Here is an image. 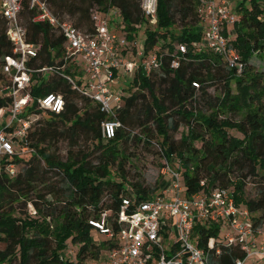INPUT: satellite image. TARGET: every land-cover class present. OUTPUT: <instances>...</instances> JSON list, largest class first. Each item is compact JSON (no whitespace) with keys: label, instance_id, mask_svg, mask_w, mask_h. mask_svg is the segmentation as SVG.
<instances>
[{"label":"trees","instance_id":"obj_1","mask_svg":"<svg viewBox=\"0 0 264 264\" xmlns=\"http://www.w3.org/2000/svg\"><path fill=\"white\" fill-rule=\"evenodd\" d=\"M46 1L54 17L61 21L65 17L70 19L84 33L93 32V10L116 12L112 15L115 19L109 23H114L129 41L137 39V31L145 26V51L151 50L158 39L165 41L162 43L164 50L158 53L162 62L147 75L141 71L134 74L132 85L138 92L123 98L116 109L115 117L120 125L114 138L107 141L101 136V124L106 117L88 96L72 88V84L59 74H31L27 90L33 103L24 108L21 117L42 113L46 117L36 123L32 132L30 126L27 129L22 144L31 150V157L15 158L19 165L16 176L10 178L0 173V244L4 246L0 250V262L94 264L100 261L109 241L97 242L96 238L102 234L89 221L98 219L101 213L111 218L117 214L121 200L133 196L125 186L126 157L118 149L129 141L153 144L162 167L169 165L179 173L187 196L199 190L201 180H206L209 186L231 188L236 205L260 212L258 219L263 222L264 78L251 64L254 56L264 60V8L257 0H250L249 7L241 3L233 11L237 22L233 24L234 37L230 43L245 66L240 76H235L219 56L193 51L203 34V22L196 12L195 0H157L154 27L142 14L141 0ZM21 15L27 20V40L37 47V57L27 65L31 69L53 67L73 78L62 36L47 23H33V12L26 7ZM1 20L0 57L3 63L6 56L12 55V45L0 13ZM179 43L185 44L187 51L178 55V67L171 68L174 45ZM156 76L159 84L165 86L159 91L155 85ZM232 80L236 84L235 93L230 88ZM3 81L10 83L9 78ZM211 83L220 86L218 96L208 93ZM79 87L84 89V86ZM142 91H147L149 101ZM49 93L63 98L59 114L40 110L36 104V99ZM10 103L11 99L0 94V109ZM227 112L239 115L240 119L225 117ZM181 126L187 130L175 138ZM134 127L143 132L134 133ZM229 130H235L242 138L230 136ZM61 141L69 146L65 160L59 154ZM82 141L84 147L79 144ZM236 170L240 174L233 176ZM43 174H53L59 180L46 181ZM249 176L259 178L258 196L245 201L242 198L244 182ZM132 189L137 200L147 199L152 194L133 184ZM14 203L31 205L40 220L26 216L27 212L20 213V208H13ZM47 220H59V235L78 246L76 263L63 260L64 248L55 244ZM219 234L220 227L215 224H198L193 229V237L200 248H206L208 239H217ZM216 249H219L218 255ZM242 258L244 252L239 247L222 244L210 250L209 264H234Z\"/></svg>","mask_w":264,"mask_h":264},{"label":"built area","instance_id":"obj_2","mask_svg":"<svg viewBox=\"0 0 264 264\" xmlns=\"http://www.w3.org/2000/svg\"><path fill=\"white\" fill-rule=\"evenodd\" d=\"M195 4L203 22V34L202 41L195 45L193 51L217 55L235 76L242 75L244 63L228 37V27L237 22V15L224 1L195 0ZM156 6L157 0H141L144 17L156 19ZM25 7L33 12V23H47L62 36L63 49L70 57L68 65L73 66V70L81 69L85 74L83 78H72L53 67L31 69L27 65L37 57V47L28 42L27 30L22 25L21 14ZM0 13L12 45V55L6 56L0 66L2 78H9L10 82L4 84L1 95L11 99L9 105L0 109V117L3 118L0 173L4 172L10 178L16 176L19 165L15 158L20 159V154L31 152L22 144L30 126V117L22 118L21 113L33 103L27 90L32 73L59 74L72 84V88L82 91L106 117L101 124L102 139H113L120 125L115 117L116 109L123 98L109 90L108 81L114 72L121 69L133 70L134 74L141 71L147 75L150 70L159 68L162 60L155 47L145 51L142 46L135 51L137 39L129 41L125 33L112 31L109 20L116 12L110 15L93 10L92 33H84L69 21L54 17L46 0H0ZM124 51L139 58L140 63L126 62ZM185 51V44L174 45L171 68L178 67V55ZM77 57H80V63L76 61ZM102 73L105 74L104 81ZM79 86H84V89ZM36 104L40 110L59 114L64 101L59 94L49 93L36 99ZM162 170L169 178L164 194H151L144 200H137L134 195L123 198L117 214L109 218L107 213H101L98 219L89 221L109 241L104 257L94 264H209L210 250L222 244L237 246L244 252V258L237 259L234 264H244L252 256H264V221L260 222L247 208L236 205L233 189L209 186L206 180H201L199 190L187 196L179 173L169 165ZM198 224H215L225 233L221 236L220 232L217 239H208L206 248H200L193 237L194 226ZM218 253L219 249H216L215 254ZM260 264H264V260Z\"/></svg>","mask_w":264,"mask_h":264},{"label":"rangeland","instance_id":"obj_3","mask_svg":"<svg viewBox=\"0 0 264 264\" xmlns=\"http://www.w3.org/2000/svg\"><path fill=\"white\" fill-rule=\"evenodd\" d=\"M228 2V7L231 9L230 11H234L236 10V6L243 3L244 5H246L247 7H249L251 5V1L250 0H227ZM257 3L260 4L261 7L264 8V0H257ZM113 10L110 11V13L112 14ZM109 13V14H110ZM110 14V15H111ZM66 21H69L70 23L73 24V22L65 17ZM22 25L27 28V20L25 17H22ZM110 21L111 18H110ZM149 25L150 26H156V19H151L148 20ZM3 25V21H0V27ZM144 28L145 26H142L138 31H137V41H136V45H135V51L139 50L142 46H143V42L145 39L144 36ZM233 25H231L230 27H228V37L230 39H232L234 37V29H233ZM178 30V29H177ZM172 40V39H171ZM175 41H172V43H174ZM165 43V41L163 39H158L157 44H155V51L157 53L161 52L162 50H164L163 44ZM76 61L78 63L81 62L80 57L76 58ZM134 61L136 63H140V59L133 56L132 54L130 56H127L126 62H131ZM2 64V58L0 57V65ZM251 64L253 65V69L254 71H257L258 73L262 74V77L264 78V60L259 57V56H254L251 59ZM76 65V64H75ZM70 70H73V66L69 67ZM73 74V76L75 77H81L83 78V76L85 75L84 72L80 69H75L73 70V72L71 73ZM43 76V74L41 75ZM71 76V75H70ZM38 77V76H37ZM36 77V78H37ZM45 77H47V75H45ZM39 78V77H38ZM101 78L102 80H106L105 78V74L102 73L101 74ZM158 78L159 77H154V80H156L157 82L155 83L156 85V89L159 91V89H163L165 86L163 84H159L158 82ZM86 79V78H85ZM134 79V72L133 70L129 71V70H119L112 79H110L108 81V88L109 90L115 94V95H120L122 98H126L128 96H130L133 92H138L136 90V87H134L132 85V81ZM4 81L2 80V77H0V94L2 87H4ZM210 87L208 88V93L211 96H218L219 95V90H220V86H216V84L211 83V85H209ZM230 88L232 93L236 92V84L235 81H231L230 82ZM142 94L145 95L146 100L149 101V95L147 93V91H142ZM140 102V101H139ZM262 104L264 105V97L262 98ZM190 106L187 105V108H189ZM225 117H231L235 120H239L240 116H232L229 114V112H227L225 115ZM43 117H46L45 113L42 114H35V115H31L30 116V130L31 132L37 127L36 123L40 120H42ZM3 118L0 117V122H2ZM134 133H142L143 131L139 128V127H134L132 128ZM186 127L185 126H181L178 130V132L176 134H174L175 138H178L179 135L182 132H186ZM152 132H154V127H152ZM228 134L230 136L235 135L236 137L242 138V135L239 134L238 132H236L235 130H229ZM81 147H84L85 144L82 142L79 143ZM197 147L200 146L199 143L195 144ZM58 148H59V154L60 157L65 160L67 157V151L69 149L68 143L66 141H61L58 144ZM119 150L123 151V154L126 157V164H125V169L124 172L126 173V189L128 192L131 193V195H134L133 193V189H132V184L136 185V186H140L143 188H146L148 190L151 191L152 194H156V195H160V194H164V192L167 190L168 185H169V178L168 176H166L162 170V161L159 157V154L157 153L155 147L153 146V144H145L144 142H140V143H133L132 141L126 142L123 145H119L118 146ZM31 157V152H25L19 155L20 159H28ZM12 160V158H11ZM175 165V164H174ZM42 167V165H41ZM40 172H42V169H39ZM234 170V169H233ZM239 171H234L233 172V176H237L239 175ZM42 176H44V179L46 181H58L59 179H57L56 177H54L53 174H43ZM259 178H255L253 176H249L245 179V186H244V191H243V196L242 198L246 201H250V200H255L257 199L258 196V186H257V182H258ZM13 208H20L21 212H27L26 216L31 217L33 219H37L40 220L39 216L35 215L34 209L31 207V205H26L23 206L22 203H14L13 204ZM254 215L258 218L260 217V212H253ZM50 223V231L52 234V238L54 239L55 244H58L59 246H61L62 248H64V252H63V260L68 261V262H72V263H76V253L78 250V246L77 245H72L70 243L69 240H64L58 232V226H59V220H47ZM220 230L221 232V236L225 233V231ZM97 242H101L103 243L104 241L107 240V238L104 235H99L96 238ZM3 244H0V250L3 249ZM105 252V250H103V253ZM264 260V256H252L248 259H246L244 261V264H260L262 261ZM90 261V260H88ZM87 261V262H88ZM6 262H0V264H5Z\"/></svg>","mask_w":264,"mask_h":264},{"label":"crops","instance_id":"obj_4","mask_svg":"<svg viewBox=\"0 0 264 264\" xmlns=\"http://www.w3.org/2000/svg\"><path fill=\"white\" fill-rule=\"evenodd\" d=\"M218 2H220V1H224V2H226V4H227V7H228V2H227V0H217ZM229 8V7H228ZM230 9V8H229ZM231 10V9H230ZM112 16V15H111ZM115 18L112 16L111 17V20H114ZM114 23H111L110 22V28H111V30L112 31H114V32H119L118 30H117V28L113 25ZM123 55L125 56V58L127 57V56H130V54L128 53V52H125L124 51V53H123ZM2 123H3V120H2V122H0V127H1V125H2Z\"/></svg>","mask_w":264,"mask_h":264}]
</instances>
